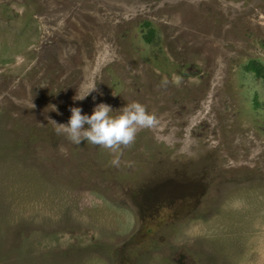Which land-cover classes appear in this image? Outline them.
Instances as JSON below:
<instances>
[{"label": "rangeland", "instance_id": "rangeland-1", "mask_svg": "<svg viewBox=\"0 0 264 264\" xmlns=\"http://www.w3.org/2000/svg\"><path fill=\"white\" fill-rule=\"evenodd\" d=\"M132 102L119 167L48 121ZM0 264H264V0H0Z\"/></svg>", "mask_w": 264, "mask_h": 264}, {"label": "clouds", "instance_id": "clouds-1", "mask_svg": "<svg viewBox=\"0 0 264 264\" xmlns=\"http://www.w3.org/2000/svg\"><path fill=\"white\" fill-rule=\"evenodd\" d=\"M96 90L97 83L93 77L82 84L74 99L83 100ZM31 106L34 107L32 103ZM52 110H55V106H52ZM112 111L113 109L105 103L97 104L91 115H82V110L79 107H72L67 124H58L50 119L48 121L54 125L55 134L63 137L72 145H79L81 141H87L109 150L114 157L111 161L112 165L119 167L122 148L131 146L141 130L154 129L158 120L139 102L126 104L115 116L110 115Z\"/></svg>", "mask_w": 264, "mask_h": 264}, {"label": "bare ground", "instance_id": "bare-ground-1", "mask_svg": "<svg viewBox=\"0 0 264 264\" xmlns=\"http://www.w3.org/2000/svg\"><path fill=\"white\" fill-rule=\"evenodd\" d=\"M173 180H174V179H173ZM184 180H185V179H184ZM197 180H198V179H197ZM161 181H162V180H161ZM170 181H171V180H170ZM175 181H176V180H175ZM175 181H174V182H175ZM177 181H178V180H177ZM187 181H188V179H187ZM195 181H196V180H195ZM198 181H199V180H198ZM178 182H179V181H178ZM181 182H182V181H181ZM163 183H170V184H171V183H173V182H169L168 180H167V181L165 180V181H163ZM181 184H182V183H181ZM198 184H199V183H198ZM175 185H176V184H175ZM166 186H167V185H166ZM144 187H145V186H144ZM144 189H145V188H144ZM146 189H147V188H146ZM146 189H145V190H146ZM139 192H140V191H139ZM141 192H143V191H141ZM171 192H172V190H171ZM173 193H174V192H173ZM178 194H179V193H178ZM178 194H177V195H178ZM177 195H176V196H177ZM179 195L181 196V194H179ZM140 196H141V195H140ZM170 196H171V195H170ZM135 198H136V197H135ZM171 198H172V197H171ZM179 200H181V199H179ZM179 200H178V201H179ZM175 201H176V199H175ZM178 201H177V202H178ZM167 203H168V202H167ZM172 203H173V202H172ZM157 225H158V224H157Z\"/></svg>", "mask_w": 264, "mask_h": 264}, {"label": "trees", "instance_id": "trees-1", "mask_svg": "<svg viewBox=\"0 0 264 264\" xmlns=\"http://www.w3.org/2000/svg\"><path fill=\"white\" fill-rule=\"evenodd\" d=\"M146 25H148L149 23L147 21L144 22Z\"/></svg>", "mask_w": 264, "mask_h": 264}]
</instances>
